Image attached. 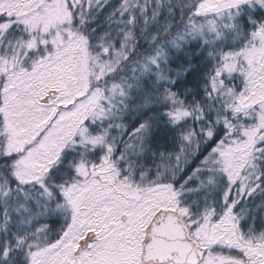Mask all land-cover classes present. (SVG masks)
<instances>
[{
  "label": "snow or ice",
  "instance_id": "6c2138e0",
  "mask_svg": "<svg viewBox=\"0 0 264 264\" xmlns=\"http://www.w3.org/2000/svg\"><path fill=\"white\" fill-rule=\"evenodd\" d=\"M0 264H264V0H0Z\"/></svg>",
  "mask_w": 264,
  "mask_h": 264
}]
</instances>
